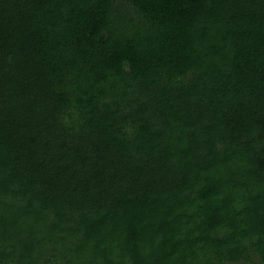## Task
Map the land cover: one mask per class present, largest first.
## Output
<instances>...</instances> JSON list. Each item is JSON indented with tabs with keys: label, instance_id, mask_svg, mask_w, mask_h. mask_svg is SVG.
<instances>
[{
	"label": "trees",
	"instance_id": "obj_1",
	"mask_svg": "<svg viewBox=\"0 0 264 264\" xmlns=\"http://www.w3.org/2000/svg\"><path fill=\"white\" fill-rule=\"evenodd\" d=\"M264 264V0H0V264Z\"/></svg>",
	"mask_w": 264,
	"mask_h": 264
},
{
	"label": "rangeland",
	"instance_id": "obj_2",
	"mask_svg": "<svg viewBox=\"0 0 264 264\" xmlns=\"http://www.w3.org/2000/svg\"><path fill=\"white\" fill-rule=\"evenodd\" d=\"M230 264H247V263L240 262V263H230Z\"/></svg>",
	"mask_w": 264,
	"mask_h": 264
}]
</instances>
